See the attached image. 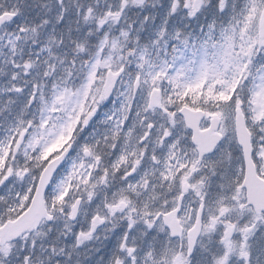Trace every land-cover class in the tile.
Here are the masks:
<instances>
[{
	"label": "snow or ice",
	"instance_id": "1",
	"mask_svg": "<svg viewBox=\"0 0 264 264\" xmlns=\"http://www.w3.org/2000/svg\"><path fill=\"white\" fill-rule=\"evenodd\" d=\"M0 264H264V0H0Z\"/></svg>",
	"mask_w": 264,
	"mask_h": 264
}]
</instances>
